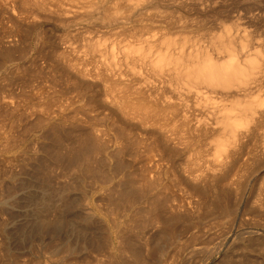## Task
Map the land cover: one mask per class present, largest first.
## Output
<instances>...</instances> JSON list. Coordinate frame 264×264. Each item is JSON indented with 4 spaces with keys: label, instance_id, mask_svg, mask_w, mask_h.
I'll return each mask as SVG.
<instances>
[{
    "label": "rangeland",
    "instance_id": "374dc122",
    "mask_svg": "<svg viewBox=\"0 0 264 264\" xmlns=\"http://www.w3.org/2000/svg\"><path fill=\"white\" fill-rule=\"evenodd\" d=\"M110 1L107 0L108 3H106L105 5L111 4L110 6H108L109 7L108 13L111 12L110 14H112V11H114L112 14L114 16L113 17V23L114 24H112V25H109L112 23V21H111L112 19L109 17V15L106 16L108 13L103 12L102 9H96L95 8L96 6L95 7L89 6L90 0H0V180H1L0 181V183H1L0 184V186H1L0 190L2 189L0 192H2L3 194L6 193L5 195H9V194L12 195L8 199L6 205H0V216L2 215L0 217V234H1L0 235L1 236L0 237V264H10V263L11 264H28V263L29 264H48L40 256H38V254H36V252L33 251V253L32 252L30 253L29 246L32 243V239H34V237H36L35 235H38L37 230L41 231L40 233H44L48 226H53L54 224L55 225L57 224V227L55 226V228L60 227V230L57 232H60V235L62 236L64 234L65 227L68 226L67 220H70V218H71V215H69V214H68L69 218L63 217V219H62L60 217L59 218L57 217L58 212H56V213L55 212L49 213L48 211L47 212L44 211L45 213L43 211L39 212V208H40L39 201H41V199H39V198L41 196L44 198L45 195L40 194L41 191L38 194V190H41L43 185L40 186L41 184L38 182L37 179H39V177L40 178H43V177H41V175L32 176L34 173H33V170H32V172H30V169H31V167H35V165H37V163L39 164V162H41L42 164L48 163V162H45L46 160H44L42 158L43 155H47L46 157H48L49 160L51 161L50 163L51 164L53 163V164L51 165L52 168L47 170L46 172H42V170H39V172L41 171L42 174L46 173V175H45L46 176L45 177L46 178V184L47 185L49 184V186L51 188L54 186L52 188V190L55 188L58 189L59 191H62L63 188L65 190H67L68 194L63 193V197H65L64 199L67 202L69 200H72V199L76 200L77 198H79L77 195L79 193V189H78L79 186H77L78 181H80L81 183L85 182V186L92 188L94 190L93 191L94 194L92 193V199L94 201H99L100 199H102L101 194H103V193H105V197H103V198H106L107 195L110 194L111 189L112 190L114 189L113 191L115 193H117V194H115L113 191L111 192L113 194L112 198L114 197V199L117 198L120 191L126 192L127 193L126 196L128 194H131V197L134 196L133 197L134 199H132V202L128 203L129 207L127 206L125 196L122 199L123 202L120 198V201H118V203L115 202V206L112 205L113 204L112 202L107 203V204H108V208L111 206L112 209L113 208L115 209V212L113 209V212H114L113 218L115 216L117 218H119L121 216L119 218L120 220L116 219V217H115V219L118 220L119 222H121L123 220L121 223H123V224L125 223L127 225H128L127 222H129V225H128V226H130L129 229L131 230V227H132V229L134 230V232L132 230L128 235H130L132 233L130 235L131 237H129V238L131 239V241L133 240L136 242L132 241L131 244H133V243H134L133 245L136 244L135 248L140 247V249H139L140 255H138L139 258L137 256H131V254L128 255V253H127L126 256H124V255L122 256V259H121L122 263H120L118 261H116V262L114 261L111 264H134L135 262H137L135 264H142V263L143 264H155L156 262H158V264H162L164 259H169L170 260L169 262H171L173 260L172 264L173 263L174 264H214L216 261L220 260L219 257H220V255L223 254L224 250L225 251L229 250V251L224 252V254L227 253V255H230L228 257L230 259L232 258L231 259L232 264H234V263L235 264H244V263L245 264H264V262H263L264 261V245H263L264 244V133H263L264 129L259 131L258 136L260 138L257 136V138L259 140L256 137H253L254 139L249 138L248 140H246L247 143H244L242 145L241 149H238V146H236V147L232 146L233 144L231 145V143L229 144V142L227 143L226 137H224V138L221 137L222 134L220 132L219 133L215 132L217 134V136H219L218 137L219 139H217V136L215 134L211 136V134L214 133L213 127H215L216 124H214L215 121L213 120V118L211 116L209 117V115H210L209 112L205 111L207 113V115L209 114L207 116V118H206V115H204L206 113L204 112L203 109H201L202 107L204 108V105H203L204 103L203 102H202L203 104L200 103L201 105H203L200 107L201 112L199 111L200 110L199 107H198V110L197 109L195 110V108H197L196 104H198V102L196 104L194 103L197 101V100L194 101V99H195V98H193L194 96L191 95L190 92L188 94L185 92H182L184 88H182V89L180 88V85L178 84L177 80L175 82L174 81L175 79L170 76L171 74L169 72H167V73H169V75L167 73L163 72V68L161 70V73H159L161 75V77H160V75L157 73L158 71L154 70V68L152 67V64L150 65L152 68L147 67L148 66L147 62H149L150 60L146 61L147 57H151V55L149 56V53H148V55H146L147 54L146 51L149 50L148 47L149 46H150V48L154 47V46L153 47L151 46V45H153L151 43L154 41L156 43V46H155L156 48L158 47L157 45H160V43H161L162 46L160 45L158 48L161 49V52H162V50L164 51V48H163V47H165L164 44H166V43H164L165 39L166 40L170 39L167 41L171 42V40H172V42L174 41L175 44H177V45L179 44V42H181V43L185 42L184 44L180 43L183 46L181 48H183V49L186 48V51L188 50L189 53L193 50H194L193 52H195V50L197 51V48L202 47L200 49V51L201 50L203 51V49L205 50V48H206L207 52H209V50H210V52H212V54H210V52L208 53L212 56L214 51H212V49L210 48L211 41L216 36H218L219 34H221V35L225 34L224 30L227 31V26H228V29L229 28L232 29V32L235 34V36H234L235 39L238 37L239 41L243 40L242 39L243 34H241V33H244L243 32L244 29H245V32L247 30L246 35L247 36L249 35V36H248V38H245L246 35H243V38L247 39V41H249V42H247V41L245 42L244 40L242 41V42L248 43V44H246V47H247L246 49L247 50L250 49L251 51H253V48H254V50L257 49L258 52H260V51L264 52V50H263V48H264V44H263L264 43V0H218V1L217 0H204V1L203 0H171L174 3L169 1V2L164 3L163 6H161V5L158 6L159 11L157 9V12L154 11L153 9L152 10L154 12L152 10H150L151 5H150V3H148L149 2L148 0H147L148 1L147 5H146V2H144V4H143V2H142L143 0L138 1L141 4V6L143 5L142 7L146 6L145 8H147V10L145 8L142 9V7L139 6L140 9H142V11L144 13L146 12L145 14L144 13L141 14V10L138 9L139 8L138 5H140V4H138L137 1L134 2L135 0H132L131 3H129L127 0H119L120 2L116 1V0H110ZM115 1H116V3H115ZM125 1L127 2V4L129 3L128 5L131 4L132 7H134L133 5L137 3L136 4L137 8L135 9V7H134V9L139 10V11L136 12L133 9V11H134L133 12L132 9L129 10L128 9L129 6H127L126 3H123ZM83 2H85V4ZM117 2H119V3H117ZM82 3H83V5H82ZM167 3L169 4V6ZM117 4H119V6L121 5L122 8H126V9H124L125 12L122 11L123 12L122 13L120 11L121 12L120 13L118 10V13H117V11L114 10L115 7H112V6H118ZM166 4H167V6H166ZM58 7H59V9H58ZM89 7H91L92 12H94V13L90 12L91 10H88ZM172 7H173V9H172ZM148 8H150V9H148ZM164 9H166V11ZM126 10L129 13H130V11H132V14H129ZM148 10H149V12L150 11L151 12L149 13ZM84 11H87L90 16L87 13L85 14ZM115 11H116V15H115ZM162 11H163V13H162ZM136 13H137V15H134ZM147 13H149L150 15ZM153 13H155V14H153ZM160 13H162V16ZM126 14H128V16ZM119 15H120V18L124 22L119 18ZM132 15L134 17L139 16L140 21H139L138 17H135V18H137V21H135L134 20L135 18ZM77 16H78V18H77ZM95 16H97V17H95ZM167 16L171 20V25H169L170 28L168 26V23H170V20L168 18H166ZM117 17L120 20L117 19L118 21L117 20L115 21V19ZM158 17H159V19H158ZM253 17L255 20L253 19ZM160 18H161V20H160ZM152 19H153V21H152ZM144 20L146 22H144ZM167 20H168V22H167ZM110 21H111V23H110ZM147 21H148V24H147ZM234 21H236V22H234ZM237 21H238V23H237ZM120 22L122 24L124 23V25L125 24H127V25L123 26ZM164 22L167 24H165ZM177 22H179V23H177ZM222 24L224 25V27L222 26ZM118 25H120V26L118 27ZM157 25H159V26H157ZM156 27H158V28H156ZM145 28H147V29H145ZM241 28H244V29H241ZM252 29H254V30H252ZM129 30H131V31H129ZM143 30H144V32H143ZM240 30L241 31L243 30V31L241 32ZM228 31H227V33H228ZM230 32H229V35H230ZM238 33H240L241 36ZM170 34H172V35H170ZM236 34H238L241 38L239 39V36L236 37ZM183 35L185 37H181ZM250 35H253V36L250 37ZM249 37L253 41L255 38L258 39L259 41H257L255 39L256 42H253ZM117 38H118V40H117ZM189 38L193 39L192 40L193 43L191 42V39L189 40ZM148 39L152 40V42L150 43V41ZM184 39H186V40H184ZM232 39H234V38H232ZM179 40H182V41H179ZM132 41L134 43H132ZM135 41H136V43H135ZM167 41H165V42H167ZM237 41H234L233 44L236 47L233 46V48H236L238 50L240 44H238L239 41L238 42ZM242 42H239V43H242ZM146 43H148V44H146ZM155 43H154V45H155ZM173 43H171V44L174 46ZM245 43H243V44H245ZM249 43H250V45H249ZM141 44H142V46L139 50L142 52V54H143V55L141 54L142 56L138 55V53L140 51L137 50L138 51L137 54H135L137 52L136 50H135V53L133 51L134 48L135 49L139 48ZM192 44H193V46H192ZM136 45H138V46H136ZM144 45H146V46H144ZM167 45H168V42H167ZM167 45H166V47H167ZM172 45L168 48V52H169V50L170 51L173 50L172 53L174 54L175 50H179V51H175V52L179 53L181 50V48H180L181 45L180 46L175 45L177 48L179 47L180 49H176V48L174 49ZM184 45L186 47H184ZM247 45H249V47ZM251 45H253V46L251 47ZM143 46L146 47L145 49H147V50H145ZM171 47L173 48L172 50L170 49ZM195 47H197V48L195 49ZM131 48H133V50H130V51H132L133 53L127 52V49L129 50ZM111 49H112V51H111ZM122 49H125V50H122ZM243 49H245V47ZM246 49L244 52H246ZM144 50L146 53L145 56H147L146 58L144 56ZM151 50L153 51V49H151ZM237 50H235V51L237 52ZM121 51L123 52V54ZM186 51L183 50V52H185L184 54H187ZM202 51L199 52V49H198L197 52L202 53ZM238 51H240V48ZM251 51L248 50V55L251 54V53L249 54V52H251ZM157 52L158 51H156L155 54ZM164 52H163V54H164ZM244 52L242 50V53H244ZM261 52H260V58L258 60L256 59V56H258L259 54L255 56V53H257V52H253L251 55L254 54L253 56L255 57V59L258 62L259 61L261 62L262 61V60H260L261 55L263 56V53H261ZM61 53H62V55H61ZM115 53H117V54H115ZM126 53H128V55ZM129 53L131 54V56L129 55ZM158 53H160V52H158ZM237 53H235V54H237ZM132 54H135L137 58L134 55L132 56ZM215 54H216V52H215ZM117 55H119V56H117ZM126 55H127V57H125ZM143 56H144V58H143ZM131 57H132V59L134 58V60H132V59L130 60ZM139 57L140 58L142 57L145 60L140 61ZM155 57H158V54ZM127 58H129L128 61H127ZM135 58L138 60H136ZM153 58H154V56L152 55V59ZM263 58L264 57H262V59ZM148 59L149 58H147V60ZM113 61H115V63ZM125 61H127L128 64ZM139 61L142 64H140ZM103 62H105L106 64ZM262 63H263V61H262ZM108 64L110 66H111V64H113L114 66L118 67L119 69L116 67H114V69H113V67H109ZM148 64H150V63H148ZM133 65H134L135 69L133 68ZM130 66H132L131 70H130ZM116 69H118V70H116ZM128 70H129V72H128ZM137 70H139V71H137ZM157 70H158V67H157ZM120 71H121V73H120ZM164 71H168L167 68ZM110 72H112V73H110ZM132 72L134 74H132ZM159 72H160V67H159ZM116 73L118 74V76L116 75ZM154 73L157 75H155ZM162 74H164V75L166 74L165 77ZM119 75L120 76L122 75L121 77L123 79L120 78ZM167 75H168V77H167ZM169 76H170V79H169ZM80 77H82V78H80ZM154 77L157 79H155ZM172 78L174 80H172ZM114 79H117L118 81H116ZM145 80H146V82H145ZM151 80H152V82H151ZM165 80H167L168 82L170 80L171 84H170V82L168 83ZM173 81L175 83H177L179 86L176 87V84H174ZM116 82H122V85L119 86L120 84H118ZM124 82H126V84ZM172 82H173V85H172ZM114 83H116V84H114ZM127 84L129 85V87ZM131 84L132 85L134 84V86H132ZM171 85H172V87H171ZM122 87H124V89L126 88V90L128 89V92L126 90L122 89ZM179 88L181 91L179 90ZM131 89H133V91ZM134 89H135V91H134ZM136 89H138V90H136ZM161 89H162V91H161ZM121 90L126 91V93H128V95H131V97H133L135 94L138 93V92L135 93L136 91H140V94H141V90H142L143 97L141 96V99L143 98V100H142V101H144L143 104L146 103L145 105L148 104L147 106H149V105H153V103L155 102L154 104H156V106L155 105L154 106L157 109L159 108L161 111L164 109L162 111V114L167 113L165 115L168 116V120L169 119L173 120L174 123H173V121H167V122L169 124L173 123L172 124L173 126L171 124L168 125V123L166 121L164 122V120L163 121L160 120L158 122H155L154 124L155 125L157 124L156 127H159V124L162 127H164V126L168 127V128H166L168 130L167 135L170 134L168 136L170 138L163 135L161 132H160L161 133L160 134L158 130L154 129L155 125L152 122L143 123V120L141 119V117H138L137 114L134 115L133 111H130V110L127 111L126 107L124 108V106H122V105L120 107V104L118 105L116 103L115 96H117V94H120L118 92H120ZM106 91H108V92H106ZM184 91H186V90H184ZM263 91L264 90H262V92ZM132 92H133V94H132ZM146 93H147V95H146ZM156 94H157V96H156ZM263 94H261V95L258 94L259 95L258 97L259 98H260V96L262 97ZM176 95L177 96L179 95V96L177 97ZM187 95L190 96V98H188L189 96L187 97L188 99H190V101L187 98H185ZM113 96H114V99H113ZM144 97L146 99V102H145ZM165 97H167V98H165ZM183 97L185 98V100ZM178 98L179 99L182 98L181 100L185 101V103L183 101L182 106H180L181 100H178ZM186 99L190 103L189 102L187 103ZM192 99L194 102L192 101ZM114 100H115V102H114ZM120 100L121 99H119V100L117 99L118 102ZM123 100L128 101V98L122 99V101ZM147 100H149L148 101L149 103L147 102ZM137 101L139 102L141 100L136 99V102ZM174 101H179V106L177 105L178 103L174 104L175 103ZM168 102H170V103H168ZM172 102H173V106L175 105V110H177V114L179 113V115L181 114V116L187 117L189 122H187L188 126L186 125V127H188L190 130L188 128L186 130V127H184V126H183L184 128L182 127V122H181L182 117L181 116H179L180 118L178 116H176L177 119L175 118V120L172 119L173 118L172 115L173 114L176 115L175 114L176 112L173 109H171V108L166 109L163 107L164 103L166 106H168L167 104L172 105ZM191 102H193L194 108H192L193 106L189 107V105L192 104ZM209 103H210V101H209ZM126 104L130 105L131 103L130 102L125 103V106H126ZM185 104H187L186 107H185ZM66 105H67V107H66ZM176 105L178 107H180L181 110L179 108H177ZM198 106H199V104H198ZM122 107L124 109H122ZM207 107H205V108H207ZM117 108H119V109H117ZM185 108L188 109V112ZM159 109H158V111H160ZM125 110H126V113H124ZM166 110H169L168 111L169 113ZM171 110H173V111L171 112ZM178 110L181 112H179ZM190 111H192V112H190ZM170 112L172 113V115ZM173 112H175V113H173ZM131 113H132V115H134L133 117L131 116ZM201 113H204V114L201 115ZM162 114H161V116H162ZM182 114H184V115H182ZM50 115H51V117H50ZM125 116H127V117H125ZM195 117H196V119H195ZM201 117H202V119H201ZM208 117H209V119H208ZM137 118H140V119H137ZM178 118H179V121H178ZM131 119H132V121H131ZM207 119L209 121H207ZM139 120L140 121L142 120L141 121L142 124H140ZM166 120H167V117H166ZM199 121H201V123L204 126V127L200 126L201 129H200V127L198 128L199 124L198 125L195 124V122L199 123ZM161 122H162V124H161ZM163 122H164V124H163ZM208 122H209V125H207ZM51 123H53V124L55 123L54 126L52 124V127H51ZM150 124H152V126ZM165 124L168 126H166ZM194 124L196 125V128L194 127ZM213 124H214V126H213ZM139 125H141V126H139ZM206 125H207V127H206ZM134 126H136V127H134ZM147 126H148V128L149 127L150 128L149 129L145 128ZM169 126H171L172 128L174 127L173 129H176L174 131V132H176V134L173 133V131L171 130V128ZM210 126H212V127L210 128ZM192 127H194L195 132L193 131ZM202 127L206 128V129L208 128L207 129L208 132L206 131V129H203ZM59 129H61V130H59ZM177 129H178V132L181 130L180 133L177 132ZM95 130H98V131H95ZM183 130H185V131H183ZM191 130H192V132H191ZM200 130L203 132H201ZM48 131H50V132H48ZM199 131L201 133H199ZM214 131H219L218 125H216V128H214ZM261 131L263 133L262 138H261ZM94 132H95V134H94ZM98 132H100V133H98ZM186 132H187V134H186ZM101 133H102V135H101ZM172 133L175 135V137ZM205 133H206V136L209 133H211L210 134L211 137L210 136L209 137L207 136L208 138L204 137L203 135H205ZM171 134H172L173 138L171 137ZM183 134L185 137L183 136ZM162 135L164 136L165 139H168L167 140L168 143H166V140L162 138L163 137ZM177 135H178V137L181 136V138L179 137L180 138L179 139L177 137ZM136 136L138 138L139 137L140 138L138 139ZM194 136L196 138H194ZM101 137H103V138L101 139ZM135 137L137 140H135ZM203 137H204V139H203ZM214 137L217 140L214 139ZM220 137L223 140L225 139L224 141L222 140V143L224 142L223 146L228 147L230 145L232 147L231 148L229 146V149L227 147H224L226 152L221 151V149H220L221 153L225 152L224 157L227 156L226 153L229 152L228 150H230V149H233L232 152L235 153V154L231 153V155L227 156L226 158L222 157V160L218 159L217 155L219 154L220 151L217 152L218 151L217 149H219V148L216 149V147H218L219 145L216 146V144H215V143H217L216 141H218V140L220 141ZM229 137L227 136V138H229ZM95 138H97V139H95ZM171 138H172V140L176 138L175 139L176 142L174 140H173L174 142L173 141L171 142ZM185 138H186V140H185ZM105 139H106V141H105ZM229 139L232 140L231 138H229ZM51 140H53V141H51ZM98 140H100V142ZM113 140H115V141L113 142ZM177 140H179V141H177ZM180 140H182L183 142ZM209 140H212V141H209ZM110 141H112V142H110ZM208 141H209L210 145H209ZM214 141H215V143H213ZM199 142H200V144H198ZM117 143H118V145H117ZM183 143H186V144L184 145ZM220 143H221V141H220ZM171 144H172V146H171ZM262 144H263V146H262ZM146 145H147L148 149H147ZM169 145H170V147H169ZM90 146H91V148H93V147L94 148L90 150V148H88ZM214 146H216V147H214ZM145 147H146V149H145ZM165 147H166V149H165ZM235 148H236V150H234ZM53 149H54V151H53ZM133 149H134V151H133ZM237 149L240 151H238ZM7 150L10 152H14V153H9ZM11 150H13V151H11ZM44 150H45V152H44ZM94 150L95 151L97 150V151L95 152ZM100 150H102L101 151L102 154L99 153ZM105 150H106V152H105ZM194 150H195V152H194ZM107 151L109 154L111 152L110 155L113 157L112 160H111V158H108L106 155H104L105 157L102 156L103 153L106 154ZM235 151L236 152L238 151V153H236ZM87 152H88V154H87ZM94 152L96 155L93 154ZM215 152L218 154L216 155ZM18 153H20V154H18ZM144 153L149 154L150 156L152 155L154 160L156 159V161H154L155 165L157 162L159 163V165L157 163V165H156L157 167H155L153 169V170L156 169L155 171L158 170L160 175H158V174L157 175L159 176V178H158V176L157 177L152 176L153 173L148 174V176H150V177L152 176V178L155 177V179L156 178L160 179V181L158 180L159 181L158 183H160L159 186H157L158 183L152 184V182H149L150 180H148L149 178L146 175L147 173H145L146 169L144 170V168H146L145 166L147 165V164L145 165V162H144L145 159H143L144 155H145ZM161 154H162V156H161ZM223 154H219V155L223 156ZM183 155H184V157H183ZM213 155L217 157V160L216 159L214 160ZM39 156H41L42 159ZM60 156L61 157L63 156L62 159ZM93 156H94V158H93ZM115 156H116V158H115ZM156 157H158V158H156ZM185 157H186V159H185L186 161L184 160ZM197 157L199 158V160ZM28 158H29V160H28ZM102 158H104V159H102ZM195 158L198 161H196ZM200 158H201V160H200ZM86 159H88L89 162ZM108 159H109V161H108ZM157 159H160V160L158 161ZM163 159L166 162H164ZM35 160H37V161H35ZM91 160H93V161L95 160V161L92 162ZM99 160H101V161H99ZM187 160H189V161L187 162ZM30 161L32 162V164ZM160 161H161V163L163 162V164H161ZM203 161H204V163H202ZM76 162H78V165L76 164ZM217 162L220 164H218ZM57 163H61L62 165L58 164V166H57ZM188 163L191 166L188 165ZM224 163H225V165H224ZM63 164L64 165L66 164L67 167H64ZM164 164L166 166H164ZM30 165H31V167H30ZM59 165H60V167H59ZM108 165L110 166V168L108 167ZM23 166H26L27 168L24 169ZM100 166L103 168H101ZM105 166L108 169L104 168ZM158 166H159L160 170H159ZM56 167H57V169H56ZM76 167L80 168L79 171H78V168H76ZM113 167H114L115 171L112 170ZM61 168H62V170H61ZM88 168H90L89 171H88ZM92 168H94V169H92ZM10 169H12V170H10ZM28 169H29V171H28ZM106 169L108 171L109 170L110 171L108 172ZM162 169H164V170H162ZM166 169H168V170H166ZM183 169L186 172L183 171ZM67 170H69V171H67ZM86 170H87V172H86ZM99 170H101V171L99 172ZM81 171L82 172L85 171L86 174L84 172H83L84 173L83 174ZM90 171H94L95 174L93 172H91L93 174L89 173ZM169 171H171V172H169ZM69 172H70V174H67ZM74 172H76V173H74ZM102 172H103V174H102ZM106 172H108V174ZM123 172H124V174H123ZM161 172H163V173H161ZM165 172H167L166 175H165ZM189 172L191 175L189 174ZM201 172H203L204 174ZM62 174H64V176ZM88 174H89V176H88ZM90 174L93 177L90 176ZM116 174H117V176H116ZM13 175L18 176V179L15 182L12 181ZM67 175H68V177H67ZM79 175H82V177H80ZM106 175H108V176H106ZM49 176H50V178H49ZM65 176H66V178H65ZM77 176H79V177L77 178ZM94 176H95V178H94ZM109 176H112L113 178L112 177L110 178ZM176 176H177V178H176ZM73 177L74 178L76 177V178L74 179ZM166 177H168V178L166 179ZM8 178L11 182L8 180ZM67 178H68V180H67ZM83 178L88 183L85 180L83 181ZM118 179L119 180L122 179L121 182L123 183V185L121 183V187L119 185L120 182L117 183ZM139 179H140V181H139ZM59 180H61V181L59 182ZM133 180H134V182H133ZM7 181H9L10 183ZM114 181L117 184L114 183ZM36 182H37V184H36ZM101 182L105 183L107 185L109 183L110 185L107 189L104 188V190H102L98 194V190L96 189V186H97L96 184H100ZM143 182H144V184H143ZM178 182H180L181 184L179 185ZM70 183L75 184V185H71ZM164 183L166 184V186ZM15 184H16V187L18 186L17 187L18 189L15 188V186H14ZM55 184H57V185H55ZM60 184H62V185H60ZM141 184H143L144 188L142 187ZM149 184L150 185L152 184V185L149 186ZM66 185L67 186L69 185L70 188H68ZM153 185H155L156 187ZM66 187H67V189H66ZM126 187H128V188H126ZM32 188H33V190H32ZM120 188H121V190H120ZM123 188H124V190H123ZM129 188H131L130 190H132V193H131V191L128 190ZM162 189H164V190H162ZM146 193H148L147 196H146ZM149 193H151V194H149ZM137 194H138V197H137ZM143 195H145L144 196L145 200L147 198L146 201L143 199ZM141 197H142V199H141ZM67 198H68V200H67ZM38 199H39V201H38ZM153 199H154V201H153ZM166 199H168V200L166 201ZM155 200H157V202ZM178 201H180L179 205L177 204ZM102 202H104V201H102ZM124 203H125V205H124ZM162 203H163V205H162ZM21 204H22V206H21ZM185 204H187L188 207ZM8 205H11V206L6 207ZM180 205L182 206V208ZM133 206H135V207H133ZM10 207H11V209H10ZM125 207H127V208L125 209ZM14 208L16 210H14ZM143 208H144V210H143ZM4 209H5V211H4ZM122 209H123V211H122ZM153 210H156V211H153ZM23 211H24V213H23ZM54 214H55V216H54ZM36 215H38V216H36ZM39 216H41V217H39ZM21 217H22V221H20ZM44 217H46V218H44ZM143 218H144V220H143ZM148 218L151 220H149ZM153 219H155V220H153ZM41 220H44V221H41ZM147 220H148V223L144 222ZM25 221H27V222H25ZM125 221H127V222H125ZM15 222H17V223H15ZM26 224H27V226H26ZM29 226L32 228L30 229ZM63 226H65V227H63ZM44 229H45V231H44ZM1 231H3V232H1ZM138 231H139V233H138ZM21 232H23V233H21ZM35 232H37V233H35ZM135 232L138 233V235L140 237ZM136 235H137V238H136ZM141 235H143V236H141ZM246 237H248V238H246ZM4 238H6V239H4ZM135 238H136V240H135ZM170 238H172V241L168 242L167 240L168 239L171 240ZM19 241H21V242H19ZM150 241H151V244L154 246V248H152L153 246L150 245ZM137 242H138V244H137ZM242 243H244V244H242ZM9 244H10V246H9ZM242 245H244V247ZM161 246L163 247V250H162ZM183 246L187 247V248L184 249V248H182ZM239 246H241V247H239ZM20 247H21V249H20ZM157 247H159L160 249ZM178 247L180 250L178 249ZM164 248L167 250H165ZM238 248H239V250H238ZM156 249H159V250H157L159 252H156L155 251ZM232 249L234 250V252ZM246 249H248L249 251ZM25 250H26V252H25ZM141 250H142V252H141ZM242 250H246V251L243 252V254H242ZM151 251H152V253H151ZM161 251L167 252L166 253L167 255L165 254V252L162 253ZM160 252L162 254H160ZM154 253H155V255H154ZM228 253H230V254H228ZM247 253H248V255H247ZM163 254H165L164 258L162 257ZM224 254L222 256H224ZM242 255L244 257H242ZM245 255H247V256L245 257ZM156 256L159 257L158 260H156V258H158ZM127 257L129 258L130 261L128 260ZM235 258H237V259H235ZM70 260H71V262H70ZM134 260H135V262H134ZM233 260H236V261L234 262ZM88 261H89V263H88ZM88 261H86L87 263L86 262L83 263V262L77 261V259L74 257H67L65 260V263H63V264H70V263L76 264V262L77 263L79 262L78 264H82V263L83 264H92L93 263L91 259ZM105 262H106V260H105ZM94 264H96V263H94ZM105 264H110V263L106 262Z\"/></svg>",
    "mask_w": 264,
    "mask_h": 264
},
{
    "label": "bare ground",
    "instance_id": "6f19581e",
    "mask_svg": "<svg viewBox=\"0 0 264 264\" xmlns=\"http://www.w3.org/2000/svg\"><path fill=\"white\" fill-rule=\"evenodd\" d=\"M110 1V0H109ZM116 1H119V0H116ZM116 1H115V3H116ZM129 3H131V1L132 0H127ZM138 2V1H142V0H135L134 2ZM149 1V2H148ZM143 0L142 2H143V4H144V2H146V5H147V2L148 3H150V8H148V9H150V10H154V11H156L157 12V9H158V6H163L164 5V3H166V2H169V1H171V0ZM204 1V0H203ZM218 1V0H217ZM54 2V1H53ZM111 2V1H110ZM120 2V1H119ZM119 2H117V3H119ZM171 2H173V1H171ZM170 2V3H171ZM181 2V1H180ZM69 3V2H68ZM72 3V2H71ZM84 4H85V2H83ZM83 3H82V5H83ZM90 4H89V6H91V7H95L96 9H102L103 10V12H105V13H108L109 12V7L108 6H110V5H105L106 3H108L107 2V0H90V2H89ZM123 3H126V5L127 6H129V10L130 9H132V11H133V9H134V7H135V9L137 8V6H136V4H134L133 6L134 7H132V5L130 4V5H128L127 4V2L125 1V2H123ZM174 3V2H173ZM221 3V2H220ZM138 4H140L139 2H138ZM168 4V3H167ZM167 4H166V6H167ZM172 4V3H171ZM187 4V3H186ZM185 4V5H186ZM113 5V4H112ZM118 6H119V4H117ZM125 5V6H126ZM192 5V4H191ZM199 5V4H198ZM219 5V4H218ZM65 6V5H64ZM118 6H112V7H115L114 8V10H116L117 11V13H118V10H119V12L121 11H124V9H126V8H122V6L120 7H118ZM139 6H141V4L140 5H138V7ZM143 6V5H142ZM141 6V7H142ZM145 6V5H144ZM165 6V7H166ZM168 6H169V4H168ZM187 6V5H186ZM189 6V5H188ZM200 6V5H199ZM47 7V6H46ZM71 7V6H70ZM77 7V6H76ZM81 7V6H80ZM83 7V6H82ZM91 7H89V9L88 10H91ZM146 7V6H145ZM145 7H142V9L143 8H145ZM164 7V8H165ZM185 7V6H184ZM194 7V6H193ZM192 7V8H193ZM111 8V7H110ZM160 8V7H159ZM168 8V7H167ZM188 8V7H187ZM58 9H59V7H58ZM77 9V8H76ZM113 9V8H112ZM111 9V10H112ZM121 9V10H120ZM123 9V10H122ZM134 9V10H135ZM138 9H140V7L138 8ZM142 9H140L141 10V14L142 13H144L143 11H142ZM146 10H147V8H145ZM156 9V10H155ZM171 9V8H170ZM172 9H173V7H172ZM68 10V9H67ZM70 10V9H69ZM87 10V11H88ZM152 10V11H153ZM162 10V9H161ZM165 11H166V9H164ZM163 10V11H164ZM186 10V9H185ZM203 10V9H202ZM252 10V9H251ZM260 10V9H259ZM49 11V10H48ZM82 11V10H81ZM87 11H84V13L86 14H88L89 15V11L87 12ZM116 11H115V15H116ZM127 11V10H126ZM132 11H130V13L129 14H132ZM136 12H138L139 10H135ZM153 11V12H154ZM158 11H159V9H158ZM163 11H162V13H163ZM171 11V10H170ZM207 11V10H206ZM250 11V10H249ZM248 11V12H249ZM66 12V11H65ZM80 12V11H79ZM90 12H92V10L90 11ZM100 12V11H99ZM113 12L114 11H112V14H113ZM120 12V13H121ZM125 12V11H124ZM134 12V11H133ZM148 12H149V10H148ZM151 12V11H150ZM149 12V13H150ZM188 12V11H187ZM191 12V11H190ZM252 12V11H251ZM49 13V12H48ZM74 13V12H73ZM82 13V12H81ZM83 13V14H84ZM92 13H94V12H92ZM111 13V12H110ZM110 13H108L106 16H108L109 15V17L112 19L111 21H112V23H111V21H110V23L111 24H109L108 22V24L109 25H112V24H114L113 23V15L112 14H110ZM123 13V12H122ZM146 13V12H145ZM144 13V14H145ZM149 13H147V14H149ZM162 13H160L161 14V16H162ZM165 13V12H164ZM67 14V13H66ZM91 14V13H90ZM139 14V13H138ZM153 14H155V13H153ZM257 14V13H256ZM81 15V14H80ZM92 15V14H91ZM118 15V14H117ZM127 16H128V14H126ZM134 15H137V13L136 14H134ZM150 15V14H149ZM152 15V14H151ZM158 15V14H157ZM156 15V16H157ZM165 15V14H164ZM167 15V14H166ZM251 15V14H250ZM253 15V14H252ZM90 16V15H89ZM133 16V15H132ZM148 16V15H147ZM159 16V15H158ZM171 16V15H170ZM239 16V15H238ZM95 17H97V16H95ZM134 17V16H133ZM135 17H138V19H139V21H140V17L139 16H135ZM134 17V18H135ZM164 17V16H163ZM162 17V18H163ZM233 17V16H232ZM252 17V16H251ZM258 17V16H257ZM77 18H78V16H77ZM99 18V17H98ZM119 18H120V15H119ZM118 17L115 19V21L118 19V20H120ZM129 18V17H128ZM154 18V17H153ZM156 18V17H155ZM166 18H168V16L166 17ZM105 19V18H104ZM151 19V18H150ZM149 19V20H150ZM158 19H159V17H158ZM169 19V18H168ZM181 19V18H180ZM252 19V18H251ZM253 19H254V17H253ZM117 20V21H118ZM122 20V19H121ZM131 20V19H130ZM135 21H137V18H135L134 19ZM160 20H161V18H160ZM170 20V19H169ZM243 20V19H242ZM255 20V19H254ZM253 20V21H254ZM105 21V20H104ZM114 21V22H115ZM123 21V20H122ZM138 21V22H139ZM152 21H153V19H152ZM163 21V20H162ZM182 21V20H181ZM185 21V20H184ZM232 21V20H231ZM124 22V21H123ZM144 22H146L145 20H144ZM167 22H168V20H167ZM176 22V21H175ZM183 22V21H182ZM234 22H236V21H234ZM242 22V21H241ZM260 22V21H259ZM116 23V22H115ZM121 23V22H120ZM150 23V22H149ZM165 23V22H164ZM177 23H179V22H177ZM184 23V22H183ZM224 23V22H223ZM237 23H238V21H237ZM122 24V23H121ZM147 24H148V21H147ZM165 24H167V23H165ZM174 24V23H173ZM258 24V23H257ZM123 26H125V25H127V24H125L124 25V23L122 24ZM142 25V24H141ZM140 25V26H141ZM160 25V24H159ZM159 25H157V26H159ZM169 25H171V20H170V23H168V26ZM176 25V24H175ZM187 25V24H186ZM243 25V24H242ZM251 25V24H250ZM249 25V26H250ZM261 25V24H260ZM120 25H118V27H119ZM145 26V25H144ZM162 26V25H161ZM222 26L224 27V25L222 24ZM236 26V25H235ZM117 27V28H118ZM146 27V26H145ZM166 27V26H165ZM172 27V26H171ZM222 27V28H223ZM244 27V26H243ZM122 28V27H121ZM120 28V29H121ZM124 28V27H123ZM142 28V27H141ZM149 28V27H148ZM151 28V27H150ZM156 28H158V27H156ZM161 28V27H160ZM169 28H170V26H169ZM175 28V27H174ZM221 28V27H220ZM234 28V27H233ZM247 28V27H246ZM262 28V27H261ZM133 29V28H132ZM145 29H147V28H145ZM230 29V30H229ZM228 29V26H227V31H228V33H227V31L226 30H224L225 31V34H223V35H221V34H219L218 36H216L212 41H211V44H210V48L212 49V51H214V53H213V55L215 54V52H216V54L212 57L210 54H212V52H210V50H209V52H210V54H208L209 52H207L206 51V48H205V50L203 49V51H202V53H198L197 51H198V49H199V52H201L200 51V49L202 48H197V47H195V49L197 48V51L195 50V52H193V51H191L190 53L188 52V50L186 51V48H181V47H183L181 44H184L185 42H183V43H181V42H179V44L181 45H177V44H175V42L173 43L172 42V40H171V42H169V41H167V40H170V39H165V41H167L168 42V45H167V42H165L164 41V43H166V44H164L163 42V44H164V46L166 47V45H167V47L165 48V47H163L164 48V51L166 52H164L163 50H162V52H161V49H159L158 47L161 45V43H160V45H157L158 47V49L155 47L156 46V43H155V45H154V43L152 42V40H149L150 41V43L151 44H153V45H151L153 48H150V46L148 47L149 48V50H147V49H145L146 47H144V46H146V45H144L143 47H144V49L145 50H147L146 52H147V54L145 53V50H144V56H145V54L146 55H148V53H149V56L151 55V57H147V56H145V58L147 57V58H149L148 60H147V58H146V61H149V62H147V67H151L150 65L152 64V67L154 68V70H156V71H158L157 73L159 74V73H161V70H162V68H163V72H165V73H167V72H169L171 75V77H173L172 78V80H174L175 82H176V80H177V82H178V84L180 85V88L182 89V88H184L183 89V91L182 92H185V93H189L190 92V94L191 95H193L194 97L193 98H195L194 99V101H196V102H194L193 101V99H192V101L196 104L197 102H198V104H199V106H198V104H196L197 105V108H195V110L197 109L198 110V107H199V109H200V107L201 106H203L204 105V108L205 107H207V108H201V109H203L204 110V112L205 111H207V112H209V117L211 116L212 118H213V120L215 121V123L214 124H216V125H218V130L219 131H214V128H216V125H215V127H213V134H211V133H209L207 136L209 137L210 136V134H211V136L212 135H216L217 136V134L215 133V132H217V133H221L222 134V136L221 137H226V142L228 143L229 142V144L231 143V145L232 146H234V147H236V146H238V149H241V147H242V145L244 144V143H247V141L246 140H248L249 138H253V137H256L257 138V136L259 135V131L260 130H262V129H264V91L262 92V90H264L263 88H264V58L262 59V57H264V52H261L260 50V52L261 53H263V56L261 55V59L260 60H262L263 61V63H262V61L259 63L257 60L260 58V52H258V50L257 49H255L254 50V48H253V51H251L250 49H248L249 51H251V52H249V54L251 53H253V52H257V53H255V56L256 55H258V56H256V59H255V57L253 56V55H248V50L246 49L247 47H246V44H248V43H245L246 41H247V39H244L243 38V35H246L247 33V30H246V32H245V29L244 28H241V29H244V33H241V34H243L242 35V39L245 41V42H242V41H239L238 40V37L237 36H239L240 35V33H238V34H236V39L239 41V42H242V43H239L236 39H235V34L232 32V29L231 28H229ZM109 30V29H108ZM172 30V29H171ZM222 30V29H221ZM238 30V29H237ZM252 30H254V29H252ZM129 31H131V30H129ZM153 31V30H152ZM223 31V30H222ZM231 31V32H230ZM241 31V30H240ZM239 31V32H240ZM241 31V32H242ZM143 32H144V30H143ZM229 32H230V35H229ZM235 32V31H234ZM146 33V32H145ZM181 33V32H180ZM179 33V34H180ZM186 33V32H185ZM232 33V34H231ZM237 33V32H236ZM263 33V32H262ZM130 34V33H129ZM133 34V33H132ZM152 34V33H151ZM189 34V33H188ZM187 34V35H188ZM234 34V35H233ZM118 35V34H117ZM135 35V34H134ZM133 35V36H134ZM170 35H172V34H170ZM176 35V34H175ZM185 35V34H184ZM181 36V37H185V36ZM190 35V34H189ZM233 35V36H232ZM255 35V34H254ZM141 36V35H140ZM153 36V35H152ZM166 36V35H165ZM198 36V35H197ZM232 38H234V39H232ZM241 36V35H240ZM239 36V39L241 38ZM249 36V35H248ZM248 36L246 35V37L245 38H248ZM253 35H250V37H252ZM136 37V36H135ZM148 37V36H147ZM173 37V36H172ZM175 37V36H174ZM188 37V36H187ZM190 37V36H189ZM192 37V36H191ZM194 37V36H193ZM203 37V36H202ZM249 37V38H250ZM255 37V36H254ZM257 37V36H256ZM128 38V37H127ZM145 38V37H144ZM151 38V37H150ZM153 38V37H152ZM163 38V37H162ZM167 38V37H166ZM136 39V38H135ZM142 39V38H141ZM173 39V38H172ZM178 39V38H177ZM188 39V38H187ZM191 38H189V40H190ZM196 39V38H195ZM194 39V40H195ZM199 39V38H198ZM251 39V38H250ZM256 39V38H255ZM255 39H254V41L253 42H256L255 41ZM117 40H118V38H117ZM116 40V41H117ZM126 40V39H125ZM128 40V39H127ZM133 40V39H132ZM137 40V39H136ZM162 40V39H161ZM174 40V39H173ZM184 40H186V39H184ZM193 39H191V42L193 43V41H192ZM200 40V39H199ZM249 40V39H248ZM257 41H259L258 39H256ZM139 41V40H138ZM148 41V42H149ZM179 41H182V40H179ZM234 41H237L238 42V44H240V46H239V48H240V51H238L239 50V48H238V50L236 49V48H233V46H234ZM92 42V41H91ZM119 42V41H118ZM125 42V41H124ZM123 42V43H124ZM195 42V41H194ZM247 42H249V41H247ZM111 43V42H110ZM114 43V42H113ZM132 43H134L133 41H132ZM135 43H136V41H135ZM170 43V44H169ZM171 43H173L174 44V46L171 44ZM243 43H245V44H243ZM95 44V43H94ZM116 44V43H115ZM122 44V43H121ZM125 44V43H124ZM146 44H148V43H146ZM187 44V43H186ZM190 44V43H189ZM203 44V43H202ZM264 44V43H263ZM96 45V44H95ZM135 45V44H134ZM139 45V44H138ZM138 45H136V46H138ZM173 46V48L175 49H180L181 48V50L183 49V50H185L186 51V53L187 54H184L185 52H183V50L181 51L180 50V52L179 53H177V52H175V51H179V50H175L174 51V54L172 53V47L170 48L172 51H170L169 50V52H168V48L170 47V46ZM175 45H177V46H180V48L178 47H176ZM244 45V46H243ZM249 45H250V43H249ZM249 45H247L248 47H249ZM258 45V44H257ZM141 46H142V44L140 45V47L139 48H134V50H133V48H131V49H127V52H130V53H133L132 51H130V50H133L134 51V53H135V50L137 51H140L139 49L141 48ZM162 46V45H161ZM192 46H193V44H192ZM195 46V45H194ZM253 45H251V47H252ZM130 47V46H129ZM128 47V48H129ZM135 47V46H134ZM184 47H186L185 45H184ZM234 47H236V46H234ZM245 47V49H246V52H244L245 51V49H243ZM93 48V47H92ZM96 48V47H95ZM155 48V49H154ZM209 48V47H208ZM257 48V47H256ZM151 49H153V51L151 50ZM166 49V50H165ZM192 49V48H191ZM237 50V52L235 51V50ZM261 49V48H260ZM72 50V49H71ZM74 50V49H73ZM110 50V49H109ZM119 50V49H118ZM122 50H125V49H122ZM158 51V52H160V53H156L155 54V52L156 51ZM242 50H243V52L244 53H242ZM263 50H264V48H263ZM82 51V50H81ZM98 51V50H97ZM104 51V50H103ZM111 51H112V49H111ZM114 51V50H113ZM138 51L135 53V54H137L138 53ZM154 53H152V52ZM155 51V52H154ZM83 52V51H82ZM122 52V51H121ZM126 52V51H125ZM163 52H164V54H163ZM193 52V53H192ZM241 52V53H240ZM106 53V52H105ZM129 53V55L131 56V54ZM140 53V54H139ZM138 53V55H141L142 54V52L140 51ZM192 53V54H191ZM235 53H237V54H235ZM240 53V54H239ZM65 54V53H64ZM67 54V53H66ZM93 54V53H92ZM103 54V53H102ZM115 54H117V53H115ZM122 54H123V52H122ZM125 54V53H124ZM127 55H128V53H126ZM135 54H132V56L134 55L135 57H136V55ZM157 54H158V57H155V56H157ZM160 54V55H159ZM176 54V55H175ZM61 55H62V53H61ZM81 55V54H80ZM96 55V54H95ZM111 55V54H110ZM127 55L125 56V57H127ZM143 55V54H142ZM141 55V56H142ZM152 55L154 56V58L152 59ZM99 56V55H98ZM117 56H119V55H117ZM121 56V55H120ZM144 56H143V58H144ZM80 57V56H79ZM83 57V56H82ZM100 57V56H99ZM102 57V56H101ZM105 57V56H104ZM68 58V57H67ZM106 58V57H105ZM137 58V57H136ZM135 58V59H136ZM140 58V57H139ZM142 57L140 58V61L141 60H145V59H143ZM225 58V59H224ZM91 59V58H90ZM99 59V58H98ZM104 59V58H103ZM107 59V58H106ZM128 59L129 58H127V61H128ZM132 59V57L130 58V60ZM105 60V59H104ZM122 60V59H121ZM126 60V59H125ZM129 60V61H130ZM132 60H134V58L132 59ZM136 60H138V59H136ZM127 61H125V62H127ZM139 61V62H140ZM145 61V62H146ZM77 62V61H76ZM114 63H115V61H113ZM124 62V61H123ZM131 62V61H130ZM143 62V61H142ZM103 63H105V62H103ZM119 63V62H118ZM148 63H150V64H148ZM83 64V63H82ZM102 64V63H101ZM106 64V63H105ZM110 64V63H109ZM108 64V65H109ZM127 64H128V62H127ZM126 64V65H127ZM135 64V63H134ZM140 64H142L141 62H140ZM145 64V63H144ZM113 64H111V66L109 65V67H113V69H114V67H116V66H112ZM119 65V64H118ZM120 66V65H119ZM155 66V67H154ZM77 67V66H76ZM79 67V66H78ZM121 67V66H120ZM132 66H130V70L132 69L131 68ZM151 67V68H152ZM157 67H158V70H157ZM159 67H160V72H159ZM116 68H118V67H116ZM123 68V67H122ZM133 68H134V65H133ZM144 68V67H143ZM167 68V70L168 71H164L165 69ZM108 69V68H107ZM106 69V70H107ZM112 69V70H113ZM119 69V68H118ZM118 69H116V70H118ZM135 69V68H134ZM142 69V68H141ZM84 70V69H83ZM150 70V69H149ZM152 70V69H151ZM81 71V70H80ZM88 71V70H87ZM101 71V70H100ZM134 71V70H133ZM137 71H139V70H137ZM116 72V71H115ZM128 72H129V70H128ZM146 72V71H145ZM149 72V71H148ZM152 72V71H151ZM155 72V71H154ZM95 73V72H94ZM110 73H112V72H110ZM120 73H121V71H120ZM153 73V72H152ZM169 73H167L168 75H169ZM93 74V73H92ZM102 74V73H101ZM104 74V73H103ZM126 74V73H125ZM132 74H134L133 72H132ZM138 74V73H137ZM136 74V75H137ZM155 74V73H154ZM173 74V75H172ZM91 75V74H90ZM115 75V74H114ZM116 75L118 76V74L116 73ZM142 75V74H141ZM140 75V76H141ZM152 75V74H151ZM155 75H157V74H155ZM160 75V74H159ZM162 75H164V74H162ZM166 75V74H165ZM165 75H164V77H165ZM168 75H167V77H168ZM92 76V75H91ZM90 76V77H91ZM98 76V75H97ZM122 76V75H121ZM120 75H119V77L120 78H122ZM149 76V75H148ZM170 76H169V79H170ZM124 77V76H123ZM160 77H161V75H160ZM80 78H82V77H80ZM94 78V77H93ZM129 78V77H128ZM142 78V77H141ZM140 78V79H141ZM147 78V77H146ZM155 78V77H154ZM159 78V77H158ZM89 79V78H88ZM123 79V78H122ZM150 79V78H149ZM155 79H157V78H155ZM161 79V78H160ZM166 79V78H165ZM168 79V78H167ZM114 80H116V81H118L117 79H114ZM121 80V79H120ZM144 80V79H143ZM85 81V80H84ZM129 81V80H128ZM127 81V82H128ZM165 81H167V80H165ZM173 81V82H174ZM123 82V81H122ZM122 82H116V83H118V84H120L119 86H121L122 85ZM142 82V81H141ZM145 82H146V80H145ZM150 82V81H149ZM151 82H152V80H151ZM157 82V81H156ZM168 82V81H167ZM169 82H170V80H169ZM168 82V83H169ZM173 82H172V85H173ZM174 82V84H176V87L177 86H179L177 83H175ZM116 83H114V84H116ZM125 84H126V82H124ZM129 83V82H128ZM133 83V82H132ZM152 84V83H151ZM167 84V83H166ZM170 84H171V82H170ZM128 85V84H127ZM132 85V84H131ZM136 85V84H135ZM172 85H171V87H172ZM132 86H134V84L132 85ZM128 87H129V85H128ZM139 87V86H138ZM145 87V86H144ZM159 87V86H158ZM164 87V86H163ZM169 87V86H168ZM175 87V86H174ZM105 88V87H104ZM134 88V87H133ZM137 88V87H136ZM142 88V87H141ZM155 88V87H154ZM180 88H179V90H180ZM122 89H124V87H122ZM140 89V88H139ZM143 89V88H142ZM106 90V89H105ZM124 90H126V88L124 89ZM130 90V89H129ZM132 91H133V89H131ZM136 90H138V89H136ZM144 90V89H143ZM157 90V89H156ZM178 90V89H177ZM176 90V91H177ZM178 90V91H179ZM184 90H186V91H184ZM110 91V90H109ZM127 92H128V89L126 90ZM126 91H120V92H118V93H120V94H117V96H115V100H116V103L119 105L120 104V107H121V105L122 106H124V108L126 107V109H127V111L128 110H130V111H133L134 112V115L135 114H137L138 115V117H141V119L143 120V123H146V122H152L153 124L155 123V122H158V121H160V120H164V122L166 121H173V120H168V116L167 115H165V114H167V113H165V114H162V111L164 110H160L159 108V110L161 111H158V109L155 107L156 106V104H154L153 103V105H149V106H147V105H145V104H143L144 103V101H142L143 100V98L141 99V96L143 97V94H142V90H141V94H140V91H136L135 93H137V94H135L133 97H131V95H128V93H126ZM134 91H135V89H134ZM152 91V90H151ZM161 91H162V89H161ZM164 91V90H163ZM177 91V92H178ZM181 91V90H180ZM106 92H108V91H106ZM111 92V91H110ZM115 92V91H114ZM113 92V93H114ZM176 92V93H177ZM130 93V92H129ZM144 93V92H143ZM162 93V92H161ZM109 94V93H108ZM132 94H133V92H132ZM159 94V93H158ZM183 94V93H182ZM181 94V95H182ZM258 94H263V98L260 96V98L258 97L259 95ZM146 95H147V93H146ZM149 95V94H148ZM184 95V94H183ZM257 95V96H256ZM114 96H113V99H114ZM150 96V95H149ZM153 96V95H152ZM151 96V97H152ZM156 96H157V94H156ZM170 96V95H169ZM177 96V95H176ZM179 96V95H178ZM177 96V97H178ZM189 95H187L185 98H187ZM254 96V97H253ZM256 96V97H255ZM155 97V96H154ZM192 97V96H191ZM112 98V97H111ZM125 98H128V101L127 100H123L122 101V99H125ZM165 98H167V97H165ZM174 98V97H173ZM180 98V97H179ZM178 98V100H181V99H179ZM184 98V97H183ZM185 98H184V100H185ZM188 98H190V96L188 97ZM187 98V99H188ZM117 99L119 100V99H121L119 102L117 101ZM136 99H138V100H141V101H137L136 102ZM144 99H145V97H144ZM161 99V98H160ZM175 99V98H174ZM187 99H186V102L188 103L189 101H190V99H188L189 101H187ZM17 100V99H16ZM115 100H114V102H115ZM150 100V99H149ZM149 100H147V102L149 101ZM166 100V99H165ZM164 100V101H165ZM183 100V101H184ZM104 101V100H103ZM122 101V102H121ZM183 101L181 100V102H180V106H182V104H183ZM209 101H210V103H209ZM127 102H130L131 104L130 105H127L126 104V106H125V103H127ZM145 102H146V99H145ZM151 102V101H150ZM157 102V101H156ZM160 102V101H159ZM167 102V101H166ZM171 102V101H170ZM170 102H168V103H170ZM175 103L174 104H177L178 106H179V101H174ZM193 102H191L192 104L191 105H189V107L190 106H193L192 108H194V105H193ZM204 104H203V103ZM8 103V102H7ZM77 103V102H76ZM109 103V102H108ZM149 103V102H148ZM152 103V102H151ZM184 103H185V101H184ZM190 103V102H189ZM203 104V105H201V104ZM58 104V103H57ZM111 104V103H110ZM160 104V103H159ZM155 105V106H154ZM168 106H166L165 105V103H164V108H171V109H173L175 112H173V113H175L176 115H172V111L173 110H171V115H172V119H174L175 120V118H176V116H181V114L179 115V113L177 114V110H175V105L173 106V102H172V105H170V104H167ZM176 105V106H177ZM27 106V105H26ZM117 106V105H116ZM160 106V105H159ZM166 106V107H165ZM177 106V108H179L180 109V107H178ZM187 106V104H185V107ZM16 107V106H15ZM59 107V106H58ZM66 107H67V105H66ZM118 107V106H117ZM119 107V108H120ZM188 107V108H189ZM196 107V106H195ZM119 108H117V109H119ZM123 107H122V109H124ZM121 109V110H122ZM162 109V108H161ZM186 109V108H185ZM184 109V110H185ZM201 109L199 110L200 112H201ZM33 110V109H32ZM170 110V109H169ZM169 110H166L167 112L169 111ZM181 110V109H180ZM187 110V112H188V109H186ZM192 110V109H191ZM194 110V111H195ZM179 111V110H178ZM124 112V111H123ZM179 112H181V111H179ZM190 112H192V111H190ZM198 112V111H197ZM124 113H126V110H125V112ZM169 113V112H168ZM206 113V112H205ZM122 114V113H121ZM129 114V113H128ZM161 114H162V116H161ZM187 114V113H186ZM194 114V113H193ZM204 113H201V115H203ZM41 115V114H40ZM134 115H132V113H131V116L133 117ZM182 115H184V114H182ZM200 115V114H199ZM204 115H206V118H207V113L206 114H204ZM122 116V115H121ZM130 116V115H129ZM128 116V117H129ZM167 117V120H166V117ZM41 117V116H40ZM50 117H51V115H50ZM125 117H127V116H125ZM131 117V118H132ZM137 117V116H136ZM182 117V127L184 126V127H186V125L188 126V123L187 122H189L188 121V119H187V117H183V116H181ZM189 117V116H188ZM209 117H208V119H209ZM110 118V117H109ZM135 118V117H134ZM180 118V117H179ZM179 118H178V121H179ZM191 118V117H190ZM205 118V119H206ZM136 119V118H135ZM137 119H140V118H137ZM177 119V118H176ZM192 119V118H191ZM194 119V118H193ZM195 119H196V117H195ZM200 119V118H199ZM201 119H202V117H201ZM207 119V121H209ZM36 120V119H35ZM44 120V119H43ZM50 120V119H49ZM71 120V119H70ZM114 120V119H113ZM127 120V119H126ZM130 120V119H129ZM141 120V121H142ZM187 120V121H186ZM190 120V119H189ZM60 121V120H59ZM58 121V122H59ZM131 121H132V119H131ZM136 121V120H135ZM140 121V120H139ZM141 121H140V124H142L141 123ZM202 121V120H201ZM201 121H199V123H196L195 122V124L196 125H198V128L200 127V126H203V124L201 123ZM213 121V122H214ZM164 122H163V124H164ZM177 122V121H176ZM212 122V123H213ZM83 123V122H82ZM139 123V122H138ZM168 123V122H167ZM166 123V124H167ZM173 123H174V121H173ZM173 123H170L171 125L173 124ZM211 123V122H210ZM52 124L53 123H51V127H52ZM55 124V123H54ZM54 124H53V126H54ZM57 124V123H56ZM149 124V123H148ZM159 124V123H158ZM161 124H162V122H161ZM165 124V125H166ZM169 123H168V125H170ZM190 124V123H189ZM194 124V127L196 128V125ZM206 124V123H205ZM214 124H213V126H214ZM43 125V124H42ZM147 125V124H146ZM151 126H152V124H150ZM155 125V124H154ZM153 125V126H154ZM157 125V124H156ZM156 125L154 126V129H156V130H158L159 131V133L161 132L163 135H165V136H169L170 134H168L167 135V132H168V130L166 129V128H168V127H162V126H160V124H159V127H156ZM168 125H166V126H168ZM181 125V124H180ZM192 125V124H191ZM207 125H209V122L207 123ZM207 125H206V127H207ZM35 126V125H34ZM37 126V125H36ZM48 126V125H47ZM91 126V125H90ZM106 126V125H105ZM112 126V125H111ZM139 126H141V125H139ZM173 126V125H172ZM193 126V125H192ZM134 127H136V126H134ZM170 128H171V130L173 131V133L174 134H176V132H174L176 129H173L171 126H169ZM183 127V128H184ZM190 127V126H189ZM194 127H192L193 128V131H194ZM204 127V126H203ZM202 127V128H203ZM212 126H210V128H211ZM47 128V127H46ZM98 128V127H97ZM140 128V127H139ZM144 128V127H143ZM145 128H148V126L147 127H145ZM150 128V127H149ZM148 128V129H149ZM181 128V127H180ZM187 128L188 127H186V130H187ZM191 128V129H192ZM197 128V129H198ZM3 129V128H2ZM40 129V128H39ZM49 129V128H48ZM63 129V128H62ZM153 129V128H152ZM189 129V128H188ZM200 129H201V127H200ZM203 129H206V128H203ZM208 129V128H207ZM207 129H206V131H207ZM36 130V129H35ZM50 130V129H49ZM59 130H61V129H59ZM89 130V129H88ZM143 130V129H142ZM170 130V129H169ZM190 130V129H189ZM188 130V131H189ZM196 130V129H195ZM199 130V129H198ZM212 130V129H211ZM42 131V130H41ZM95 131H98V130H95ZM153 131V130H152ZM181 131V130H180ZM180 131L178 132V129H177V132L178 133H180ZM183 131H185V130H183ZM201 131V130H200ZM199 131V133H201V132H203V131H201L200 132ZM210 131V130H209ZM48 132H50V131H48ZM80 132V131H79ZM150 132V131H149ZM170 132V131H169ZM191 132H192V130H191ZM195 132V131H194ZM208 132V131H207ZM98 133H100V132H98ZM110 133V132H109ZM160 133V134H161ZM172 133V134H173ZM177 133V134H178ZM263 133H264V131H263ZM262 131H261V138L263 137L262 136ZM50 134V133H49ZM94 134H95V132H94ZM140 134V133H139ZM138 134V135H139ZM146 134V133H145ZM172 134H171V137H172ZM173 134V135H174ZM186 134H187V132H186ZM185 134V135H186ZM198 134V133H197ZM45 135V134H44ZM91 135V134H90ZM93 135V134H92ZM99 135V134H98ZM101 135H102V133H101ZM137 135V134H136ZM162 135V136H163ZM202 135V134H201ZM219 135V134H218ZM51 136V135H50ZM49 136V137H50ZM107 136V135H106ZM110 136V135H109ZM146 136V135H145ZM160 136V135H159ZM183 136H184V134H183ZM204 137H207L206 136V133H205V135H203ZM210 136V137H211ZM215 136V137H216ZM227 136L229 137V138H231L232 140H230L229 138H227ZM90 137V136H89ZM98 137V136H97ZM137 137V136H136ZM136 137H135V140H137L136 139ZM142 137V136H141ZM174 137H175V135H174ZM177 137H178V135H177ZM180 138H181V136H179ZM178 137V138H179ZM185 137V136H184ZM204 137H203V139H204ZM207 137V138H208ZM214 137V139H216ZM219 136H217V139H219L218 138ZM221 137H220V141H221V143H220V141L218 140V141H216L217 143H215V141L213 142V143H215L216 144V146L217 145H219L218 147H216V146H214V147H216V149L217 148H219V149H215L217 152H219L220 151V149H221V151H225V148L224 147H227V146H223L224 145V142L222 143V140L223 139H221ZM259 137V136H258ZM94 138V137H93ZM100 138V137H99ZM103 137H101V139H102ZM138 138V137H137ZM140 138V137H139ZM138 138V139H139ZM163 139H165L164 138V136L162 137ZM168 138H170V137H168ZM173 138V137H172ZM172 138H171V142L174 140L175 142H176V138L175 139H173L172 140ZM179 138V139H180ZM194 138H196L195 136H194ZM255 138V139H256ZM260 138V137H259ZM5 139V138H4ZM95 139H97V138H95ZM100 139V140H101ZM130 139V138H129ZM151 139V138H150ZM184 139V138H183ZM228 139V140H227ZM254 139V138H253ZM258 139V138H257ZM22 140V139H21ZM88 140V139H87ZM93 140V139H92ZM100 140H98L99 142H100ZM110 140V139H109ZM147 140V139H146ZM153 140V139H152ZM166 140V143H168L167 142V140L168 139H165ZM170 140V139H169ZM185 140H186V138H185ZM225 140V139H224ZM223 140V141H224ZM259 140V139H258ZM39 141V140H38ZM51 141H53V140H51ZM82 141V140H81ZM105 141H106V139H105ZM115 140H113V142H114ZM118 141V140H117ZM143 141V140H142ZM173 141V142H174ZM177 141H179V140H177ZM180 141H182V140H180ZM209 141H212V140H209ZM209 141H208V143H209ZM246 141V142H245ZM7 142V141H6ZM11 142V141H10ZM41 142V141H40ZM98 142V143H99ZM110 142H112V141H110ZM147 142V141H146ZM150 142V141H149ZM170 142V141H169ZM183 142V141H182ZM198 142V141H197ZM220 144H219V143ZM260 142V141H259ZM106 143V142H105ZM109 143V142H108ZM178 143V142H177ZM180 143V142H179ZM202 143V142H201ZM212 143V142H211ZM262 143V142H261ZM260 143V144H261ZM54 144V143H53ZM82 144V143H81ZM92 144V143H91ZM103 144V143H102ZM116 144V143H115ZM184 145L186 144V143H183ZM198 144H200V142L198 143ZM214 144V145H215ZM94 145V144H93ZM107 145V144H106ZM114 145V144H113ZM117 145H118V143H117ZM149 145V144H148ZM157 145V144H156ZM175 145V144H174ZM209 145H210V143H209ZM213 145V144H212ZM227 145V144H226ZM84 146V145H83ZM95 146V145H94ZM110 146V145H109ZM122 146V145H121ZM151 146V145H150ZM168 146V145H167ZM166 146V147H167ZM171 146H172V144H171ZM230 146V145H229ZM229 146L227 147L228 149H229ZM262 146H263V144H262ZM31 147V146H30ZM33 147V146H32ZM66 147V146H65ZM99 147V146H98ZM139 147V146H138ZM142 147V146H141ZM146 147H147V145H146ZM146 147H145V149H146ZM153 147V146H152ZM166 147H165V149H166ZM169 147H170V145H169ZM174 147V146H173ZM176 147V146H175ZM213 147V146H212ZM231 147V146H230ZM233 147V148H234ZM81 148V147H80ZM88 148H90V150L91 149H93V148H91V146L90 147H88ZM144 148V147H143ZM142 148V149H143ZM182 148V147H181ZM186 148V147H185ZM226 148V149H227ZM232 148V147H231ZM44 149V148H43ZM55 149V148H54ZM54 149H53V151H54ZM123 149V148H122ZM147 149H148V147H147ZM204 149V148H203ZM213 149V148H212ZM227 149V150H228ZM237 149V150H238ZM49 150V149H48ZM67 150V149H66ZM86 150V149H85ZM112 150V149H111ZM184 150V149H183ZM231 150V151H230ZM230 150H228L229 152H227L226 154H227V156H230L231 155V153L233 154L234 152H232L233 151V149H230ZM234 150H236V148L234 149ZM2 151V150H1ZM8 151V150H7ZM11 151H13V150H11ZM47 151V150H46ZM52 151V150H51ZM71 151V150H70ZM76 151V150H75ZM89 151V150H88ZM95 151V150H94ZM97 151V150H96ZM95 151V152H96ZM102 150H100V152L99 153H101L102 154V152H101ZM115 151V150H114ZM133 151H134V149H133ZM150 151V150H149ZM214 151V150H213ZM221 151L219 152V154H223V156H221V155H219L218 153H216V155L218 156V159H220V160H222V157L223 158H226V157H224V155H225V152H223V153H221ZM238 151H240V150H238ZM238 151L236 152V153H238ZM9 153H14V152H10V151H8ZM16 152V151H15ZM44 152H45V150H44ZM90 152V151H89ZM92 152V151H91ZM95 152L93 153V154H95ZM105 152H106V150H105ZM156 152V151H155ZM194 152H195V150H194ZM17 153V152H16ZM39 153V152H38ZM37 153V154H38ZM76 153V152H75ZM98 153V152H97ZM115 153V152H114ZM142 153V152H141ZM152 153V152H151ZM213 153V152H212ZM18 154H20V153H18ZM17 154V155H18ZM26 154V153H25ZM29 154V153H28ZM31 154V153H30ZM36 154V155H37ZM87 154H88V152H87ZM110 154H111V152H110ZM109 153H108V151H107V153L105 154V153H103V155L102 156H104V155H106L108 158H111V160L113 159V157L110 155ZM140 154V153H139ZM138 154V155H139ZM145 154V153H144ZM159 154V153H158ZM157 154V155H158ZM187 154V153H186ZM185 154V155H186ZM235 154V153H234ZM16 155V156H17ZM24 155V154H23ZM32 155V154H31ZM39 155V154H38ZM96 155V154H95ZM99 155V154H98ZM113 155V154H112ZM193 155V154H192ZM215 155V154H214ZM213 155V156H214ZM240 155V154H239ZM15 156V155H14ZM22 156V155H21ZM47 155H43V159L44 160H46L45 162H48V163H41V162H39V164L37 163V165H35V167H31V165H30V167H31V169H30V172H32V170H33V175L32 176H37V175H41V177H43V178H40L39 177V179H37L38 180V182L41 184L40 186H42L43 185V187L41 188V190H38V194H39V192H40V194H42V195H45L44 196V198L41 196L39 199H41V201H39V199H38V201H39V203H40V208H39V212L40 211H48L49 213L50 212H58L57 214H58V218L60 217V218H62L63 219V217H67V218H69V216H68V214L69 215H71V218H70V220H67V224H68V226H63V227H65V231H64V234L61 236L60 235V232H57V231H59L60 230V227H58V228H55V226L57 227V224L55 225H53V226H48L47 227V229H46V231H45V229H44V233H40L41 231H39V230H37V232H38V235H35L36 237H34V239H32V243L30 244V246H29V251H30V253L32 252L33 253V251L34 252H36V254H38V256H40L45 262H47L48 264H63V263H65V260H66V258L67 257H74V258H76L77 259V261H79V262H86V261H88V260H92V264H94V263H98V264H105L106 262H108V263H112V262H116V261H118V262H120V263H122L121 262V259H122V256L124 255V256H126V254L128 253V255H130L131 254V256H137L138 257V255H140V247L139 248H135V245H133V244H131V242L133 241H131V239L129 238V237H131L130 235L132 234H130V235H128L133 229H132V227H131V230L129 229V227L130 226H128L129 225V222H127V221H125V222H127L128 223V225L127 224H123V223H121V222H119L118 220H116V219H119V218H117L116 216V219H115V217L113 218V215H114V212H115V209H114V212H113V209L111 208V206L108 208V204L107 203H110V202H112L113 204L112 205H114L115 206V202L116 203H118V201H120V198H121V200L124 198V196H125V198H126V202H127V206L129 205L128 203H131L132 202V199H134L133 197H131V194H128L127 196H126V192H121L120 191V193H119V195L117 196V198H115L114 199V197L112 198V196H113V194L111 193L113 190L111 189V192H110V194L109 195H107V197L106 198H103V197H105V193H103V194H101L100 196H101V198L102 199H100L99 201H94L93 199H92V193L94 194V190L92 189V188H89V187H87V186H85V182L83 183H81L80 181H78V183H77V186H79L78 187V189H79V193L77 194L78 195V197L79 198H77L76 200L75 199H72V200H69L68 202L64 199L65 197H63V193H67V190H65L64 188L62 189V191H59L58 189H53L52 190V188L54 187H50L49 186V184L47 185L46 184V173H43L42 174V172H46L47 170H49V169H51L52 167H51V165L53 164H51L50 162V160H49V158L48 157H46ZM59 156V155H58ZM79 156V155H78ZM90 156V155H89ZM135 156V155H134ZM161 156H162V154H161ZM188 156V155H187ZM234 156V155H233ZM32 157V156H31ZM40 158H41V156H39ZM61 157V156H60ZM63 157V156H62ZM62 157H61V159H62ZM86 157V156H85ZM96 157V156H95ZM105 157V156H104ZM155 157V156H154ZM183 157H184V155H183ZM221 157V158H220ZM2 158V157H1ZM41 158V159H42ZM67 158V157H66ZM89 158V157H88ZM93 158H94V156H93ZM99 158V157H98ZM115 158H116V156H115ZM136 158V157H135ZM156 158H158V157H156ZM198 158V157H197ZM213 158V157H212ZM24 159V158H23ZM33 159V158H32ZM35 159V158H34ZM39 159V158H38ZM97 159V158H96ZM102 159H104V158H102ZM138 159V158H137ZM143 159H145V167L146 168H144V170H145V173H147L146 175H147V177L149 178H147L148 180H150L149 182H152V184L153 183H158L159 181H160V179H158L159 178V176L158 175H160L159 174V172H158V170L157 171H155V170H153L155 167H157L156 165H157V163H156V165H155V162L154 161H156V159L154 160V158H153V156L151 155H149V154H145L144 155V158ZM177 159V158H176ZM186 159V157L184 158V160ZM196 159V158H195ZM217 160V157L216 156H214V160ZM229 159V158H228ZM28 160H29V158H28ZM43 160V161H44ZM86 160H88V159H86ZM110 160V161H111ZM158 161L160 160V159H157ZM164 160V159H163ZM183 160V159H182ZM183 160V161H184ZM198 160H199V158H198ZM197 159H196V161H198ZM200 160H201V158H200ZM212 160V159H211ZM219 160V161H220ZM224 160V159H223ZM35 161H37V160H35ZM92 162H94L93 160H91ZM99 161H101V160H99ZM107 161V160H106ZM108 161H109V159H108ZM140 161V160H139ZM186 161V160H185ZM189 160H187V162H188ZM218 161V162H219ZM31 162V161H30ZM29 162V163H30ZM80 162V161H79ZM88 162H89V160H88ZM104 162V161H103ZM164 162H166L165 160H164ZM186 162V163H187ZM206 162V161H205ZM213 162V161H212ZM211 162V163H212ZM216 162V161H215ZM217 162V163H218ZM221 162V161H220ZM3 163V162H2ZM35 163V164H36ZM106 163V162H105ZM160 163H161V161H160ZM182 163V162H181ZM200 163V162H199ZM202 163H204V161L202 162ZM226 163V162H225ZM225 163H224V165H225ZM25 164V163H24ZM31 164H32V162H31ZM45 164V165H44ZM55 164V163H54ZM58 164H61V163H57V166H58ZM76 164L78 165V162H76ZM89 164V163H88ZM104 164V163H103ZM144 164V163H143ZM161 164H163V162L161 163ZM166 164V163H165ZM164 164V166H166ZM218 164H220V163H218ZM16 165V164H15ZM14 165V166H15ZM27 165V164H26ZM62 165V164H61ZM64 165V164H63ZM66 165V164H65ZM64 165V167H67V165L65 166ZM90 165V164H89ZM158 165H159V163H158ZM183 165V164H182ZM188 165H190L189 163H188ZM199 165V164H198ZM203 165V164H202ZM5 166V165H4ZM7 166V165H6ZM55 166V165H54ZM80 166V165H79ZM103 166V165H102ZM144 166V165H143ZM163 166V165H162ZM169 166V165H168ZM185 166V165H184ZM191 166V165H190ZM189 166V167H190ZM222 166V165H221ZM227 166V165H226ZM59 167H60V165H59ZM85 167V166H84ZM90 167V166H89ZM97 167V166H96ZM101 167V166H100ZM108 167L110 168V166L108 165ZM116 167V166H115ZM161 167V166H160ZM183 167V166H182ZM223 167V166H222ZM225 167V166H224ZM23 168L25 169V168H27L26 166H23ZM76 168H78V167H76ZM101 168H103V167H101ZM104 168H107L106 166L104 167ZM158 168H159V166H158ZM167 168V167H166ZM185 168V167H184ZM228 168V167H227ZM56 169H57V167H56ZM79 169L80 168H78V171H79ZM92 169H94V168H92ZM108 169V168H107ZM106 169V170H107ZM169 169V168H168ZM168 169H166V170H168ZM10 170H12V169H10ZM39 170H42V172L40 171L39 172ZM55 170V169H54ZM61 170H62V168H61ZM65 170V169H64ZM85 170V169H84ZM90 170V168H88V171ZM112 170H114V167H113V169ZM143 170V171H144ZM159 170H160V168H159ZM162 170H164V169H162ZM182 170V169H181ZM187 170V169H186ZM211 170V169H210ZM28 171H29V169H28ZM66 171V170H65ZM67 171H69V170H67ZM101 170H99V172H100ZM108 171V170H107ZM110 171V170H109ZM108 171V172H109ZM115 171V170H114ZM179 171V170H178ZM183 171H185L184 169H183ZM203 171V170H202ZM216 171V170H215ZM14 172V171H13ZM25 172V171H24ZM82 172V171H81ZM80 172V173H81ZM84 173H85V171H83ZM82 172V173H83ZM86 172H87V170H86ZM91 172H93L94 173V171H90L89 173H91ZM104 172V171H103ZM103 172H102V174H103ZM108 172H106L107 174H108ZM169 172H171V171H169ZM186 172V171H185ZM66 173V172H65ZM74 173H76V172H74ZM83 173V174H84ZM93 173H91V174H93ZM97 173V172H96ZM129 173V172H128ZM151 174V173H153L152 174V176H155V177H157L158 176V178H156L155 179V177H153L152 178V176L150 177V176H148V174ZM161 173H163V172H161ZM166 173L167 172H165V175H166ZM201 173H203V172H201ZM14 174V173H13ZM24 174V173H23ZM30 174V173H29ZM28 174V175H29ZM56 174V173H55ZM60 174V173H59ZM67 174H70V172L69 173H67ZM86 174V173H85ZM90 174V176H92ZM95 174V173H94ZM100 174V173H99ZM110 174V173H109ZM123 174H124V172H123ZM139 174V173H138ZM158 174V175H157ZM189 174H190V172H189ZM204 174V173H203ZM27 175V174H26ZM63 176H64V174H62ZM97 175V174H96ZM162 175V174H161ZM164 175V174H163ZM176 175V174H175ZM178 175V174H177ZM191 175V174H190ZM193 175V174H192ZM202 175V174H201ZM10 176V175H9ZM73 176V175H72ZM80 177H82V175H79ZM79 176H77V178L79 177ZM86 176V175H85ZM88 176H89V174H88ZM106 176H108V175H106ZM116 176H117V174H116ZM173 176V175H172ZM171 176V177H172ZM67 177H68V175H67ZM93 177V176H92ZM105 177V176H104ZM110 178L112 177V176H109ZM122 177V176H121ZM144 177V176H143ZM169 177V176H168ZM168 177H166V179L168 178ZM187 177V176H186ZM31 178V177H30ZM37 178V177H36ZM49 178H50V176H49ZM65 178H66V176H65ZM64 178V179H65ZM74 178V177H73ZM76 178V177H75ZM74 178V179H75ZM89 178V177H88ZM94 178H95V176H94ZM93 178V179H94ZM99 178V177H98ZM102 178V177H101ZM108 178V177H107ZM113 178V177H112ZM119 178V177H118ZM140 178V177H139ZM176 178H177V176H176ZM12 181H16L17 179H18V176L17 175H13V177H12ZM92 179V178H91ZM97 179V178H96ZM109 179V178H108ZM130 179V178H129ZM134 179V178H133ZM136 179V178H135ZM146 179V178H145ZM174 179V178H173ZM8 180H9V178H8ZM26 180V179H25ZM48 180V179H47ZM51 180V179H50ZM67 180H68V178H67ZM70 180V179H69ZM85 179L83 178V181H84ZM100 180V179H99ZM104 180V179H103ZM102 180V181H103ZM116 180V179H115ZM122 180V179H121ZM121 180H119L118 179V181H117V183H119V185H120V187H121ZM159 180V181H158ZM163 180V179H162ZM161 180V181H162ZM1 181V180H0ZM10 181V180H9ZM9 181H7V182H9ZM31 181V180H30ZM61 180H59V182H60ZM63 181V180H62ZM66 181V180H65ZM72 181V180H71ZM76 181V180H75ZM86 181V180H85ZM139 181H140V179H139ZM6 182V181H5ZM11 182V181H10ZM9 182V183H10ZM13 182V183H14ZM54 182V181H53ZM73 182V181H72ZM87 182V181H86ZM104 182V181H103ZM108 182V181H107ZM106 182V183H107ZM133 182H134V180H133ZM168 182V181H167ZM171 182V181H170ZM25 183V182H24ZM27 183V182H26ZM50 183V182H49ZM62 183V182H61ZM88 183V182H87ZM114 183H116L115 181H114ZM116 183V184H117ZM169 183V182H168ZM176 183V182H175ZM179 183V185L181 184L180 182H178ZM184 183V182H183ZM187 183V182H186ZM1 184V183H0ZM7 184V183H6ZM18 184V183H17ZM23 184V183H22ZM33 184V183H32ZM31 184V185H32ZM36 184H37V182H36ZM71 184V183H70ZM143 184H144V182H143ZM143 184H141L142 185V187H143ZM151 184V185H152ZM159 184L160 183H158L157 184V186H159ZM165 184V183H164ZM8 185V184H7ZM39 185V184H38ZM55 185H57V184H55ZM60 185H62V184H60ZM71 185H75V184H71ZM97 186H96V189L98 190V194H99V192H101L102 190H104V188H108L109 187V183H108V185L107 184H105V183H100V184H96ZM122 185H123V183H122ZM148 185V184H147ZM150 184H149V186H151ZM171 185V184H170ZM178 185V184H177ZM4 186V185H3ZM15 186V188H17L16 187V184L14 185ZM23 186V185H22ZM65 186V185H64ZM67 186V185H66ZM153 186H155V185H153ZM165 186H166V184H165ZM164 186V187H165ZM168 186V185H167ZM174 186V185H173ZM183 186V185H182ZM1 187V186H0ZM24 187V186H23ZM63 187V186H62ZM68 188H70V186L68 185L67 186ZM67 187H66V189H67ZM123 187V186H122ZM125 187V186H124ZM156 187V186H155ZM180 187V186H179ZM40 188V187H39ZM73 188V187H72ZM126 188H128V187H126ZM144 188V187H143ZM168 188V187H167ZM170 188V187H169ZM18 189V188H17ZM24 189V188H23ZM38 189V188H37ZM131 188H129L128 190L129 191H131V193H132V190H130ZM137 189V188H136ZM187 189V188H186ZM222 189V188H221ZM2 190V189H1ZM0 190V191H1ZM32 190H33V188H32ZM36 190V189H35ZM73 190V189H72ZM110 190V189H109ZM120 190H121V188H120ZM123 190H124V188H123ZM126 190V189H125ZM160 190V189H159ZM162 190H164V189H162ZM184 190V189H183ZM14 191V190H13ZM17 191V190H16ZM23 191V190H22ZM75 191V190H74ZM172 191V190H171ZM176 191V190H175ZM185 191V190H184ZM213 191V190H212ZM5 192V191H4ZM8 192V191H7ZM25 192V191H24ZM34 192V191H33ZM96 192V191H95ZM114 192V191H113ZM155 192V191H154ZM168 192V191H167ZM166 192V193H167ZM170 192V191H169ZM13 193V192H12ZM35 193V192H34ZM37 193V192H36ZM75 193V192H74ZM115 193V192H114ZM6 194V193H5ZM5 194H3L2 192H0V205H6L7 204V201H8V199L10 198V196H12V195H5ZM29 194V193H28ZM33 194V193H32ZM68 194V193H67ZM76 194V193H75ZM97 194V195H98ZM115 194H117V193H115ZM147 194L148 193H146V196H147ZM149 194H151V193H149ZM169 194V193H168ZM173 194V193H172ZM133 195V194H132ZM141 195V194H140ZM163 195V194H162ZM24 196V195H23ZM67 196V195H66ZM144 196L145 195H143V199H144ZM168 196V195H167ZM28 197V196H27ZM116 197V196H115ZM136 197V196H135ZM137 197H138V194H137ZM26 198V197H25ZM30 198V197H29ZM150 198V197H149ZM148 198V199H149ZM169 198V197H168ZM140 199V198H139ZM141 199H142V197H141ZM171 199V198H170ZM178 199V198H177ZM186 199V198H185ZM219 199V198H218ZM67 200H68V198H67ZM113 200V201H112ZM145 200V199H144ZM146 200H147V198H146ZM145 200V201H146ZM168 199H166V201H167ZM183 200V199H182ZM37 201V202H38ZM102 201H104V202H102ZM150 201V200H149ZM153 201H154V199H153ZM156 202H157V200H155ZM174 201V200H173ZM176 201V200H175ZM216 201V200H215ZM97 202V203H96ZM99 202V203H98ZM122 202H123V200H122ZM161 202V201H160ZM159 202V203H160ZM179 202L180 201H178V205H179ZM220 202V201H219ZM121 203V202H120ZM182 203V202H181ZM186 203V202H185ZM9 204V203H8ZM12 204V203H11ZM37 204V203H36ZM123 204V203H122ZM215 204V203H214ZM221 204V203H220ZM121 205V204H120ZM124 205H125V203H124ZM148 205V204H147ZM162 205H163V203H162ZM186 206H187V204H185ZM9 206H11V205H8V206H6V207H9ZM21 206H22V204H21ZM34 206V205H33ZM36 206V205H35ZM181 206V205H180ZM16 207V206H15ZM20 207V206H19ZM37 207V206H36ZM129 207V206H128ZM133 207H135V206H133ZM153 207V206H152ZM166 207V206H165ZM188 207V206H187ZM2 208V207H1ZM5 208V207H4ZM13 208V207H12ZM23 208V207H22ZM30 208V207H29ZM32 208V207H31ZM34 208V207H33ZM127 207H125V209H126ZM148 208V207H147ZM181 208H182V206H181ZM180 208V209H181ZM10 209H11V207H10ZM166 209V208H165ZM184 209V208H183ZM14 210H16L15 208H14ZM25 210V209H24ZM132 210V209H131ZM143 210H144V208H143ZM167 210V209H166ZM182 210V209H181ZM180 210V211H181ZM189 210V209H188ZM4 211H5V209H4ZM34 211V210H33ZM118 211V210H117ZM122 211H123V209H122ZM153 211H156V210H153ZM177 211V210H176ZM32 212V211H31ZM145 212V211H144ZM166 212V211H165ZM4 213V212H3ZM6 213V212H5ZM23 213H24V211H23ZM45 213V212H44ZM39 214V213H38ZM41 214V213H40ZM167 214V213H166ZM187 214V213H186ZM42 215V214H41ZM52 215V214H51ZM129 215V214H128ZM131 215V214H130ZM162 215V214H161ZM2 216V215H1ZM0 216V217H1ZM36 216H38V215H36ZM46 216V215H45ZM54 216H55V214H54ZM190 216V215H189ZM39 217H41V216H39ZM131 217V216H130ZM162 217V216H161ZM12 218V217H11ZM38 218V217H37ZM44 218H46V217H44ZM49 218V217H48ZM123 218V217H122ZM129 218V217H128ZM169 218V217H168ZM43 219V218H42ZM50 219V218H49ZM131 219V218H130ZM149 219V218H148ZM160 219V218H159ZM45 220V219H44ZM44 220H41V221H44ZM61 220V219H60ZM115 220V221H114ZM120 220V219H119ZM132 220V219H131ZM143 220H144V218H143ZM149 220H151V219H149ZM153 220H155V219H153ZM163 220V219H162ZM168 220V219H167ZM19 221V220H18ZM20 221H22V217H21V220ZM55 221V220H54ZM58 221V220H57ZM56 221V222H57ZM5 222V221H4ZM25 222H27V221H25ZM52 222V221H51ZM144 222H146V223H148V220L147 221H144ZM163 222V221H162ZM15 223H17V222H15ZM41 223V222H40ZM46 223V222H45ZM54 223V222H53ZM157 223V222H156ZM187 223V222H186ZM20 225V224H19ZM31 225V224H30ZM47 225V224H46ZM63 225V224H62ZM141 225V224H140ZM144 225V224H143ZM142 225V226H143ZM147 225V224H146ZM6 226V225H5ZM26 226H27V224H26ZM33 226V225H32ZM60 226V225H59ZM174 226V225H173ZM21 227V226H20ZM30 227V226H29ZM134 227V226H133ZM144 227V226H143ZM18 228V227H17ZM32 227H30V229H31ZM43 228V227H42ZM62 228V227H61ZM172 228V227H171ZM14 229V228H13ZM27 229V228H26ZM135 229V228H134ZM18 230V229H17ZM16 230V231H17ZM157 230V229H156ZM172 230V229H171ZM30 231V230H29ZM141 231V230H140ZM1 232H3V231H1ZM37 232H35V233H37ZM62 232V231H61ZM133 232H134V230H133ZM15 233V232H14ZM21 233H23V232H21ZM136 233V232H135ZM138 233H139V231H138ZM138 233H136L137 235H138ZM148 233V232H147ZM4 234V233H3ZM8 234V233H7ZM6 234V235H7ZM143 234V233H142ZM1 235V234H0ZM14 235V234H13ZM12 235V236H13ZM18 235V234H17ZM24 235V234H23ZM28 235V234H27ZM34 235V234H33ZM32 235V236H33ZM65 235V236H64ZM137 235H136V238H137ZM144 235V234H143ZM143 235H141V236H143ZM10 236V235H9ZM139 236V235H138ZM1 237V236H0ZM5 237V236H4ZM8 237V236H7ZM17 237V236H16ZM140 237V236H139ZM156 237V236H155ZM164 237V236H163ZM3 238V237H2ZM1 238V239H2ZM11 238V237H10ZM15 238V237H14ZM25 238V237H24ZM136 238H135V240H136ZM169 238V237H168ZM174 238V237H173ZM246 238H248V237H246ZM4 239H6V238H4ZM16 239V238H15ZM28 239V238H27ZM133 239V238H132ZM171 240H167L168 242L169 241H172V238H170ZM179 239V238H178ZM196 239V238H195ZM260 239V238H259ZM13 240V239H12ZM11 240V241H12ZM138 240V239H137ZM142 240V239H141ZM180 240V239H179ZM7 241V240H6ZM5 241V242H6ZM10 241V240H9ZM146 241V240H145ZM19 242H21V241H19ZM133 242H136V241H133ZM139 242V241H138ZM138 242H137V244H138ZM164 242V241H163ZM182 242V241H181ZM251 242V241H250ZM4 243V242H3ZM146 243V242H145ZM156 243V242H155ZM180 243V242H179ZM235 243V242H234ZM8 244V243H7ZM13 244V243H12ZM242 244H244V243H242ZM23 245V244H22ZM140 245V244H139ZM144 245V244H143ZM150 245H152L151 244V241H150ZM158 245V244H157ZM164 245V244H163ZM251 245V244H250ZM257 245V244H256ZM264 245V244H263ZM9 246H10V244H9ZM153 246V245H152ZM165 246V245H164ZM191 246V245H190ZM243 247H244V245H242ZM262 246V245H261ZM3 247V246H2ZM6 247V246H5ZM137 247V246H136ZM147 247V246H146ZM151 247V246H150ZM239 247H241V246H239ZM23 248V247H22ZM144 248V247H143ZM152 248H154V246L152 247ZM157 248H159V247H157ZM161 248H162V250H163V247L161 246ZM182 248H187V247H182ZM194 248V247H193ZM230 248V247H229ZM257 248V247H256ZM13 249V248H12ZM20 249H21V247H20ZM160 249V248H159ZM159 249H156L155 251L156 252H159V251H157V250H159ZM165 249V248H164ZM177 249V248H176ZM178 249H179V247H178ZM177 249V250H178ZM183 249V250H184ZM245 249V248H244ZM6 250V249H5ZM27 250V249H26ZM26 250H25V252H26ZM165 250H167V249H165ZM180 250V249H179ZM207 250V249H206ZM233 250V249H232ZM238 250H239V248H238ZM246 250H248V249H246ZM246 250H242V254H243V252H245ZM150 251V250H149ZM153 251V250H152ZM152 251H151V253H152ZM154 251V252H155ZM204 251V250H203ZM226 251H229V250H226ZM225 250L223 251V254H224V252H226ZM249 251V250H248ZM22 252V251H21ZM24 252V253H25ZM141 252H142V250H141ZM162 252V251H161ZM160 252V254H162V253H164L165 251H163L162 253ZM233 252H234V250H233ZM251 252V251H250ZM167 252H165V254H166ZM184 253V252H183ZM190 253V252H189ZM231 253V252H230ZM230 253H228V254H230ZM249 253V252H248ZM248 253H247V255H248ZM28 254V253H27ZM144 254V253H143ZM157 254V253H156ZM165 254H163L162 255V257L164 258L165 256ZM181 254V253H180ZM187 254V253H186ZM199 254V253H198ZM222 254V255H223ZM245 254V253H244ZM19 255V254H18ZM17 255V256H18ZM150 255V254H149ZM154 255H155V253H154ZM153 255V256H154ZM167 255V254H166ZM191 255V254H190ZM200 255V254H199ZM222 255H220V260H218V261H216L214 264H232V261H231V259L228 257V256H230V255H227V253L226 254H224V256H222ZM232 255V254H231ZM247 255H245V257L247 256ZM16 256V255H15ZM160 256V255H159ZM170 256V255H169ZM222 256V257H221ZM142 257V256H141ZM144 257V256H143ZM156 257H158V256H156ZM195 257V256H194ZM239 257V256H238ZM242 257H244L243 255H242ZM40 258V259H41ZM128 258V257H127ZM139 258V257H138ZM145 258V257H144ZM162 258V259H163ZM169 258V257H168ZM182 258V257H181ZM25 259V258H24ZM159 259V257L158 258H156V260H158ZM205 259V258H204ZM218 259V258H217ZM235 259H237V258H235ZM13 260V259H12ZM74 260V259H73ZM105 260H106V262H105ZM128 260H129V258H128ZM194 260V259H193ZM29 261V260H28ZM43 261V262H44ZM123 261V260H122ZM130 261V260H129ZM137 261V260H136ZM161 261V260H160ZM170 260L169 259H164V263L162 262V264H172V262H173V260L171 261V262H169ZM234 262L236 261V260H233ZM243 261V260H242ZM36 262V261H35ZM70 262H71V260H70ZM78 262V263H79ZM117 262V263H118ZM128 262V261H127ZM134 262H135V260H134ZM252 262V261H251ZM264 262V261H263ZM17 263V262H16ZM77 262H76V264H78ZM82 263V264H83ZM87 263V262H86ZM88 263H89V261H88ZM124 263V262H123ZM135 263H137V262H135ZM134 263V264H135ZM157 264H158V262H156ZM155 263V264H156ZM160 263V262H159ZM177 263V262H176ZM11 264V263H10ZM29 264V263H28ZM71 264V263H70ZM143 264V263H142ZM174 264V263H173ZM235 264V263H234ZM245 264V263H244Z\"/></svg>",
    "mask_w": 264,
    "mask_h": 264
}]
</instances>
